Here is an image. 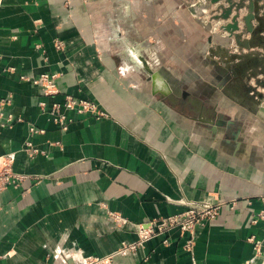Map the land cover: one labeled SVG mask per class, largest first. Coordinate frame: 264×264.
<instances>
[{
	"label": "crops",
	"instance_id": "0c3cea01",
	"mask_svg": "<svg viewBox=\"0 0 264 264\" xmlns=\"http://www.w3.org/2000/svg\"><path fill=\"white\" fill-rule=\"evenodd\" d=\"M192 1L0 0V174L23 175L0 177V264H264V0H244L239 38ZM204 202L221 209L191 249L172 229L124 250Z\"/></svg>",
	"mask_w": 264,
	"mask_h": 264
},
{
	"label": "built area",
	"instance_id": "2783aa9c",
	"mask_svg": "<svg viewBox=\"0 0 264 264\" xmlns=\"http://www.w3.org/2000/svg\"><path fill=\"white\" fill-rule=\"evenodd\" d=\"M209 2L211 0H193L190 2L192 7L198 8L203 14L210 18L212 27L215 30L221 31L223 23L222 18H215L216 13L209 12ZM221 13V12H220ZM219 13V14H220ZM217 14V15H219ZM233 41V40H232ZM233 43V42H232ZM58 47H61V43L57 44ZM56 74H47L44 73L37 77L34 81L43 86V89L46 93L56 92V83H55ZM67 108H76L80 113H91L97 115V117L104 116L105 113L102 112L98 105L92 101L84 99H76L74 97H68L65 104ZM60 106L55 104L52 109V114H56V120L63 128L67 127L65 123L66 116L59 114ZM32 133H36L39 130L35 127L30 128ZM37 151V149H33ZM5 173V174H4ZM4 173L0 174L6 178V182L10 184H18V180L23 177L21 174L13 173L10 169L6 170ZM222 203H190L186 209L179 213L171 214L168 216H161L151 219L145 224H139L138 234L139 239L126 247L124 250H135L137 247L144 245V243L155 236L166 235L172 229H178L181 233H187L189 238L186 240L185 247L191 249L193 246V235L196 229L205 224L206 220L216 217L221 209ZM119 222H126V220L118 215L112 214ZM259 217L264 219V211L259 214ZM256 221V219H254ZM254 242L255 255H263L264 249L262 243L259 240H255L254 237L251 238ZM164 242H167V239H164ZM61 258L66 261L70 258V255H61ZM104 259L98 257L87 256L83 257V260L79 264H102Z\"/></svg>",
	"mask_w": 264,
	"mask_h": 264
},
{
	"label": "water",
	"instance_id": "95a60500",
	"mask_svg": "<svg viewBox=\"0 0 264 264\" xmlns=\"http://www.w3.org/2000/svg\"><path fill=\"white\" fill-rule=\"evenodd\" d=\"M220 0H211V3H216ZM228 5L222 7V12L219 15H216L215 18H223V19H228L231 17L229 23H225L222 26V29L225 31L229 32L230 37L232 38L233 36L236 38H239L241 36L240 33V24H239V17H240V9L244 5V0H226ZM235 9V13L233 15L232 12ZM250 18L248 15L242 17L246 25L250 26ZM69 264H73L72 260H69Z\"/></svg>",
	"mask_w": 264,
	"mask_h": 264
},
{
	"label": "rangeland",
	"instance_id": "374dc122",
	"mask_svg": "<svg viewBox=\"0 0 264 264\" xmlns=\"http://www.w3.org/2000/svg\"><path fill=\"white\" fill-rule=\"evenodd\" d=\"M218 30H216L215 32H217ZM263 256V255H262Z\"/></svg>",
	"mask_w": 264,
	"mask_h": 264
}]
</instances>
